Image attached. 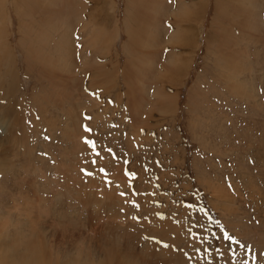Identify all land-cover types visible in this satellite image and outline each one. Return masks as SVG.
<instances>
[{"label": "rangeland", "instance_id": "obj_1", "mask_svg": "<svg viewBox=\"0 0 264 264\" xmlns=\"http://www.w3.org/2000/svg\"><path fill=\"white\" fill-rule=\"evenodd\" d=\"M0 1L14 78L0 68L16 82L0 131V264L13 259L4 243L24 241L52 264L139 263L130 245L147 264H264V0L189 3L185 36L184 1L160 0L145 72L132 69L145 41L128 0ZM126 66L142 77L133 93Z\"/></svg>", "mask_w": 264, "mask_h": 264}, {"label": "bare ground", "instance_id": "obj_2", "mask_svg": "<svg viewBox=\"0 0 264 264\" xmlns=\"http://www.w3.org/2000/svg\"><path fill=\"white\" fill-rule=\"evenodd\" d=\"M128 5H130L131 7H135L136 11L134 12V15H132L133 12H130V18L128 19V23L129 24H126L128 27H130L131 31H132V35L131 37H138V34L140 35V38L142 41H145L144 43V46L143 48H141V43L140 41L138 40H130V42H126L125 44V50L126 52L128 51L132 57H136L137 56V50H139L140 48L142 49V55L139 56L134 65H133V68L132 69H135V67L137 66L138 68L140 67L139 65L141 64V67L139 69H141V71L145 72V70H147L148 68H150V70L152 69V66H148V63H149V60L152 61L150 55L148 54L149 52L147 51L148 48L151 46V40L150 38L147 36V29L149 31H154V28H156L155 25H158V22H157V19L155 18L154 16V13L157 11V8L160 7V0H128ZM184 4H183V10L185 9V12L183 15H186L185 18L183 19H180V23H181V28L179 31H177V36H185V33H186V27L184 25V23L186 22L187 18H188V15L190 16V12H187L186 11V8H188V11L189 10H192L189 6V3L192 7H198L197 6V3L198 0H183ZM201 1V0H200ZM233 1V0H232ZM238 1H241V0H238ZM25 2V3H28L30 5H32L34 8H40V5L43 6L45 4V0H21V4ZM67 3V2H66ZM187 5V6H186ZM6 6V3L5 1H0V9L2 11V14L0 16V60L2 59L3 62V66L5 65L4 64V61L8 64V66H4L6 67L7 69L5 70V73L7 74L8 77H13L15 76V71H14V68H13V65H11V58H10V52L8 50V45H7V42L4 41V37H5V27L2 26V23H3V18L4 16L7 14V6ZM26 6V5H24ZM47 6V5H46ZM28 9H26V14L28 15L29 12L31 11V7L28 5L27 6ZM14 8L16 9V5H14ZM159 11V10H158ZM186 12L188 14H186ZM48 13V11H47ZM51 13H53V11L51 10ZM218 15H217V19L219 18V14H220V11H217ZM138 16L139 19L141 20V23H138V24H135L136 20H135V17L134 16ZM131 16L134 17V20L133 21L131 19ZM133 23V24H132ZM161 24V23H160ZM43 25H46V24H41V27ZM47 26V25H46ZM45 26V27H46ZM45 27L44 28H40V33L41 34V37H40V40L41 41H45V37L48 35V31L45 30ZM133 27H138L137 29V32H134L135 30L133 29ZM153 28V29H152ZM158 30V29H157ZM153 33V32H152ZM189 31H188V34L186 36V39L184 40V42L188 43L189 42ZM113 35V33H112ZM54 36V35H53ZM47 38V37H46ZM104 38V37H103ZM155 38V37H154ZM158 38V37H156ZM155 38V39H156ZM48 39V38H47ZM108 40V39H107ZM107 40H104L103 41V44H104V48L107 46L106 43L110 44L109 41ZM45 43V46H46V42ZM44 43L41 45H39L37 48H42V50L44 51L45 49V46H44ZM108 47V46H107ZM140 47V48H139ZM106 49V48H105ZM11 50V49H10ZM40 50L41 49H34L33 53H34V56H35V62H38V59H42V58H39L37 55L40 54ZM101 51V50H100ZM96 53V52H94ZM97 56V55H96ZM92 58V57H91ZM240 58V57H239ZM110 59V58H109ZM234 59V56L232 58V60ZM240 60V59H239ZM91 61V60H90ZM222 60L219 59V62H221ZM218 62V63H219ZM31 64V63H30ZM33 64H35L33 62ZM175 65H177V68L178 70L181 69L182 66H184L183 64H185L184 61H182L181 59L180 60H175L174 62ZM117 65V63H116ZM186 65V64H185ZM237 65V64H236ZM100 66H103V69H104V72L99 68V70L97 69V73L99 75V72L102 73V74H106L107 71H106V67H107V63L106 61H104ZM220 66V65H219ZM223 66V65H222ZM228 66V63L227 65ZM224 67V66H223ZM222 67V68H223ZM119 66H115V69H118ZM128 68V69H127ZM126 72H123L122 73V76H123V79L124 81H129L131 83L130 87H132V91L131 93H133V89L135 88L136 86V83H138L139 79L142 78V77H138L132 70L130 71V68L129 66H126L125 67ZM124 69V70H125ZM184 70V69H182ZM180 70V71H182ZM99 71V72H98ZM180 71H174L173 73L174 74H178V72ZM240 71V70H239ZM4 70L3 68H0V98L2 99V101H5L6 104L4 105H1L0 104V131H2L3 133L5 132H8V130L10 129V127H12L10 124L12 123V115L14 114L15 112V106L13 105V99L10 95H9V92L14 94V87H13V84H15L16 82H14L12 80V78H6L5 76H3ZM70 72V71H69ZM227 70L224 68L222 69V72L220 73H226ZM41 74H44V70ZM236 74V73H235ZM54 75V74H53ZM121 75V74H120ZM239 75V73L237 74ZM111 75L107 76L106 74V78H111L110 77ZM102 77V76H101ZM145 77V76H143ZM176 77V76H175ZM105 79V78H104ZM134 80L133 82L131 80ZM233 79V78H232ZM237 80V79H236ZM78 84V83H77ZM5 87L7 89H5ZM163 96V95H161ZM160 98V96H159ZM158 103V102H157ZM159 104H161L164 108H165V105H163V102H159ZM163 108V110H164ZM13 112V113H12ZM10 167V166H9ZM8 167V168H9ZM10 239L13 238V236L9 237ZM33 244L35 245V243H32L31 245V242L29 243V241H24L23 243H4V245H7L9 248H12V251H13V259H11L9 262L10 263H6V264H52L51 261H47V262H41L42 261V257H38V253L37 254H32L33 252L29 253L27 251H29L32 247L33 249ZM38 244V243H36ZM44 245V243H43ZM21 247H25V249L28 248V250L26 252H22L20 250ZM40 247V245H39ZM38 247V248H39ZM135 247H137L136 245H130V247H128V249L126 251H128V255H131L133 257V254L134 255H138L140 259V262L138 263L137 261H132L130 262V264H147L148 263V259L145 258L146 255L142 254L140 255V253H142V250L140 253H138V251L135 249ZM138 248V247H137ZM0 249H1V246H0ZM37 249V248H36ZM139 249V248H138ZM140 250V249H139ZM9 251V250H8ZM40 251V250H39ZM134 251V252H133ZM51 252V251H49ZM59 253V252H58ZM57 253V254H58ZM133 253V254H132ZM165 255L167 254L166 252H164ZM52 254V253H51ZM106 254V252H105ZM49 255V253H48ZM164 254H161V256L163 257ZM164 255V256H165ZM51 256V255H50ZM59 256V255H58ZM57 256V259L59 261V259L61 257H58ZM110 256V255H109ZM121 257H126V253L125 254H121ZM135 258V257H134ZM138 258V259H139ZM181 257H178V260H176L175 258H168L167 261H165L166 264H177V261H179ZM75 259V260H74ZM72 261L68 262V263H64V264H90L88 261H84V262H80V260H76V258H74ZM226 260H228V257L225 258ZM109 262L111 261L110 259H108ZM163 260V259H162ZM166 260V259H165ZM61 263L59 262V264H63V260H60ZM139 261V260H138ZM182 261V260H181ZM180 261V262H181ZM116 262H118V264H127V263H124V262H121L119 260H117ZM228 264L230 263V261L228 260L227 261ZM112 262H110L109 264H111ZM179 263V262H178ZM105 264V263H104ZM182 264V263H181Z\"/></svg>", "mask_w": 264, "mask_h": 264}]
</instances>
